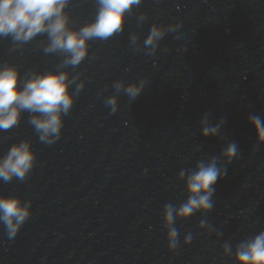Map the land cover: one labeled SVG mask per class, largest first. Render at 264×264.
<instances>
[{
	"label": "water",
	"instance_id": "1",
	"mask_svg": "<svg viewBox=\"0 0 264 264\" xmlns=\"http://www.w3.org/2000/svg\"><path fill=\"white\" fill-rule=\"evenodd\" d=\"M97 11L68 0L67 27ZM154 26L163 34L146 45ZM50 43L0 36V67H16L21 85L66 72L73 98L51 143L29 122L38 114L0 130V158L24 141L35 154L23 179H0V196L29 207L15 236L0 222V264H237L238 246L264 232V142L250 123L264 120V0H141L76 66ZM205 126L219 131L204 137ZM213 159L212 208L165 223V205L178 210L188 176Z\"/></svg>",
	"mask_w": 264,
	"mask_h": 264
},
{
	"label": "clouds",
	"instance_id": "2",
	"mask_svg": "<svg viewBox=\"0 0 264 264\" xmlns=\"http://www.w3.org/2000/svg\"><path fill=\"white\" fill-rule=\"evenodd\" d=\"M141 0H97L98 11L95 20L83 26L79 31L67 27L64 8L68 0H0V36L11 35L15 41H28L39 33L46 32L51 41L47 51L62 50L68 53L65 64L78 65L87 55V42L90 39L107 40L122 32L125 14ZM162 31L153 27L145 41L151 45L162 36ZM70 81L66 72H48L32 74L22 85L16 67H0V130L16 126L22 112L32 115L30 124L39 133L42 142L51 143L50 137L58 136L62 127V114H67L73 98L68 91ZM119 87V85H118ZM131 97L140 91L137 85L126 89ZM114 104V100L108 101ZM259 141L264 142V120L251 116ZM219 126H205L202 136L216 135ZM237 152V145L230 144L223 152L226 158H232ZM35 154L27 141L13 144L7 154L0 158V179L9 181L13 177L23 179L33 166ZM183 175V173H181ZM222 177L215 159L210 163H200L186 182L188 199L174 209L165 205L164 221L174 222L177 217H189L195 211H208L212 208L211 196L218 178ZM29 216V207L19 197L0 196V222H3L9 237L15 236L20 225ZM178 232L173 227L168 233L175 246ZM226 251H230L226 247ZM237 264H264V232L254 239L241 243L235 254Z\"/></svg>",
	"mask_w": 264,
	"mask_h": 264
}]
</instances>
